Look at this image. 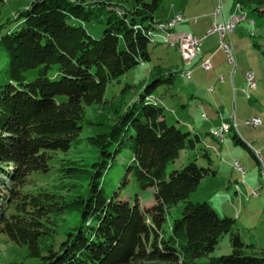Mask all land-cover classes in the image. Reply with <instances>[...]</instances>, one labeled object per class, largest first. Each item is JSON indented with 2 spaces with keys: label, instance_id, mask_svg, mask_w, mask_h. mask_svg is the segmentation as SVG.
Listing matches in <instances>:
<instances>
[{
  "label": "trees",
  "instance_id": "16d2710c",
  "mask_svg": "<svg viewBox=\"0 0 264 264\" xmlns=\"http://www.w3.org/2000/svg\"><path fill=\"white\" fill-rule=\"evenodd\" d=\"M162 1L31 0L14 13L17 26L0 25V236L34 264H264V248L233 232V219L189 201L209 169L169 170L194 145L166 122L154 91L174 88L180 71L155 65L129 103L101 121L85 118L86 108H109V84L149 60ZM235 6L264 19V0ZM88 22L103 25L100 38L86 32ZM83 132L88 156L52 166ZM124 186L134 201L118 194ZM146 189L153 200L141 207L137 193ZM227 233L230 253L210 256Z\"/></svg>",
  "mask_w": 264,
  "mask_h": 264
},
{
  "label": "rangeland",
  "instance_id": "374dc122",
  "mask_svg": "<svg viewBox=\"0 0 264 264\" xmlns=\"http://www.w3.org/2000/svg\"><path fill=\"white\" fill-rule=\"evenodd\" d=\"M30 1L4 0L0 6V25L11 19L7 27L17 26L16 21L12 20L14 13L28 5ZM167 1H162L160 7L163 9L156 11L157 17H160L161 12L167 11ZM223 2L224 11L231 12L229 14L231 17L241 15L244 17L248 13L245 9H237L235 0H223ZM232 23L235 24V30L231 33L230 39L237 64L233 67L225 61L227 68L216 76H219L217 77L219 79L220 76L231 77L233 74L234 83L227 78V82L223 84L207 88L205 86L202 89L198 87L197 82L201 75L197 70L200 64L199 62L184 63L182 44L181 47L178 44L181 58L171 45H156L151 42L148 46L149 60L125 73L118 82L108 85L105 98L109 108L96 106L86 108L85 118L92 122L101 121L105 116H110L112 110L120 108L124 101L129 103L140 86L146 83L149 70L155 65H159L167 72L180 71L181 73L175 78L174 88L165 89L160 86L154 91V94L161 99L166 122L175 125L183 132H189L194 145L182 149L175 162L169 165V170L181 169L190 162L209 169L210 172L190 194L189 201L207 202L219 217L226 216L234 220L232 230L237 232L245 243H254L264 248V128H262L264 126V19L249 15L240 22L234 18ZM83 27L94 39L102 35L101 24L88 22L83 23ZM4 30L1 28V31ZM5 61L4 53L0 49V66ZM186 72L190 74L189 78ZM248 73L254 78V88L249 89L247 85ZM203 75L201 78L206 77L204 72ZM218 81L222 83V80ZM126 85L130 86V93L123 96L121 90ZM210 88L213 89L212 92ZM252 117L261 120V125L257 128L244 124ZM220 127L224 131L223 143L210 134ZM196 133L198 138L195 136ZM234 133L253 150V153L255 149L259 150L261 154L259 163L243 145L234 142L232 138ZM85 135L86 133L83 132L68 153L57 156V161H53L51 165L57 168L61 161L88 156L90 150L84 142ZM235 161L244 169L245 175L233 169ZM121 173L122 171L117 170L116 167L110 170V174L116 177ZM49 177L43 184L55 178L52 174ZM118 194L134 201L135 192L129 186L122 187ZM137 198L141 207H148L153 200V191L151 189L139 191ZM173 213V216L177 215L175 209ZM229 253V233H227L220 239L210 256L218 258ZM0 264H34V260L27 256L24 246L13 245L0 236Z\"/></svg>",
  "mask_w": 264,
  "mask_h": 264
},
{
  "label": "crops",
  "instance_id": "0c3cea01",
  "mask_svg": "<svg viewBox=\"0 0 264 264\" xmlns=\"http://www.w3.org/2000/svg\"><path fill=\"white\" fill-rule=\"evenodd\" d=\"M218 2H219L218 0H168L167 1V5H168L167 11L161 12L160 17H157L155 13V20L159 21L160 23L170 20L173 17V15L176 13H182L183 16L186 18L185 21L178 23L175 27H173L172 30L170 29L171 30L169 31L170 33L157 31L155 33V36L153 35L154 44L171 45L178 52L181 58L182 56L178 48L179 46L178 44H180L182 41L181 33H190L191 35L195 37H203V40L200 45V51L197 57H195L193 60L189 62H185V60H183L184 63L192 62V64H194V63L199 62L200 66H199V69L197 70L201 72V75H199V80L197 82H198V87L202 89L205 88V86L207 88L209 86L215 87L218 84H223L227 82V78H230L231 82L233 80L232 83H234L233 74L231 77L229 75L224 76V77L222 76L223 77L222 83H218L219 79H217V77L219 76H216V75L218 74L220 75V73L224 72L225 68H227L226 64H224V62L226 61V56L224 52L218 47V42H219L218 36L214 33L207 34V31L210 25L214 21L213 12L215 11L217 7ZM220 2L222 5V14L215 18L216 21L220 22V21L229 19V22H233L234 18H236L240 22L241 20L245 18L243 17V15L232 16V17L229 16L231 12L226 13V11H224L223 0H220ZM159 9L162 10L163 8L160 7ZM201 16H204V17L201 18ZM230 36L231 34L229 35V40L232 45V40L230 39ZM180 47H181V44H180ZM203 61L210 62L211 68L209 70L205 71L202 69L200 62H203ZM235 63H236V59H235ZM203 72L205 73L206 77L201 78L204 76ZM254 128H257V127H254ZM196 137L198 138L197 133H196Z\"/></svg>",
  "mask_w": 264,
  "mask_h": 264
},
{
  "label": "built area",
  "instance_id": "2783aa9c",
  "mask_svg": "<svg viewBox=\"0 0 264 264\" xmlns=\"http://www.w3.org/2000/svg\"><path fill=\"white\" fill-rule=\"evenodd\" d=\"M218 5L215 9V11L213 12V17H214V21L212 22V24L210 25L207 34H216L218 36L219 42H218V47L219 49H221L225 56H226V62L229 65H232L233 67L235 66V57H234V53L232 51V45L231 42L229 40V35L232 33V27L231 24L229 23V19L228 20H223V21H216L215 18L218 17L219 15L222 14V5L220 0H218ZM186 18L183 16L182 13H178L177 14V21H175V23H173L174 25H177L178 23H181L183 21H185ZM182 34V44L183 45V60H185V62H189L191 60H193L195 57H197V55L199 54L200 51V45L201 42L203 40V37H195L193 35H191L190 33H181ZM201 67L203 70L207 71L211 68L210 62L209 61H203L201 64ZM185 74H187V76H189L190 74L188 72H186ZM219 80H223V77H220ZM250 85L251 88L255 87V83H254V78L251 74V78L246 80ZM213 89H210V91L212 92ZM244 124L246 126L249 127H258L261 125V120L257 117H253L249 120H246L244 122ZM262 128H264V126H262ZM258 153H260L258 150H256ZM261 157V154H260ZM235 166L236 163L234 162ZM241 174H245L242 171H239Z\"/></svg>",
  "mask_w": 264,
  "mask_h": 264
},
{
  "label": "bare ground",
  "instance_id": "6f19581e",
  "mask_svg": "<svg viewBox=\"0 0 264 264\" xmlns=\"http://www.w3.org/2000/svg\"><path fill=\"white\" fill-rule=\"evenodd\" d=\"M177 14L178 13L174 14V16L170 20H168V21L158 23L157 24V27H156L157 31H162V32H167L168 33L171 28H173V27L176 26L173 23H175V21H177ZM229 23L231 24L232 30L234 31L235 30V24L232 23V22H229ZM182 49H183V45H182ZM232 51H233V49H232ZM187 77L189 78V76H187ZM250 78H251V73H248L246 75V80L247 79H250ZM247 85H248V87L250 89L251 88V85L248 82H247ZM210 134H211V136L214 139L218 140L220 143H223L224 142V135H223L224 134V131H223V128L222 127L218 128L217 130L211 131ZM254 156H255V158L258 161L261 159L260 153H258L256 150L254 151ZM235 163H236V166H235V164H233V169L238 170V171H242L243 173H245L244 169H242V167L239 165V163L237 161H235ZM242 175H245V174H242Z\"/></svg>",
  "mask_w": 264,
  "mask_h": 264
}]
</instances>
